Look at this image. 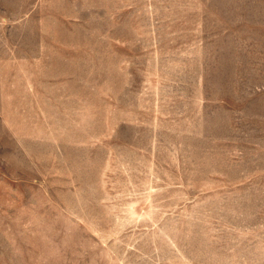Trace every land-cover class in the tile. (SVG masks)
Segmentation results:
<instances>
[{"label": "rangeland", "instance_id": "rangeland-1", "mask_svg": "<svg viewBox=\"0 0 264 264\" xmlns=\"http://www.w3.org/2000/svg\"><path fill=\"white\" fill-rule=\"evenodd\" d=\"M0 264H264V0H0Z\"/></svg>", "mask_w": 264, "mask_h": 264}]
</instances>
